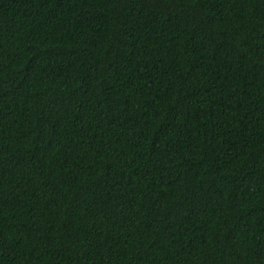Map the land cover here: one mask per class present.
<instances>
[{
  "label": "trees",
  "instance_id": "trees-1",
  "mask_svg": "<svg viewBox=\"0 0 264 264\" xmlns=\"http://www.w3.org/2000/svg\"><path fill=\"white\" fill-rule=\"evenodd\" d=\"M0 264H264V0H0Z\"/></svg>",
  "mask_w": 264,
  "mask_h": 264
}]
</instances>
